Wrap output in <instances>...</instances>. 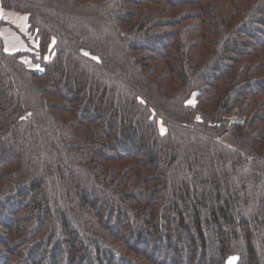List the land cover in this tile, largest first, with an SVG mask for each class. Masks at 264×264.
Listing matches in <instances>:
<instances>
[{"label": "trees", "instance_id": "obj_1", "mask_svg": "<svg viewBox=\"0 0 264 264\" xmlns=\"http://www.w3.org/2000/svg\"><path fill=\"white\" fill-rule=\"evenodd\" d=\"M0 3V264H264V0Z\"/></svg>", "mask_w": 264, "mask_h": 264}, {"label": "crops", "instance_id": "obj_2", "mask_svg": "<svg viewBox=\"0 0 264 264\" xmlns=\"http://www.w3.org/2000/svg\"><path fill=\"white\" fill-rule=\"evenodd\" d=\"M0 20L5 23L7 21L9 22L0 29L5 49H9L12 52L22 50L24 43L22 36L26 37L25 35H27V16L25 14L22 15L17 12L8 11L0 3Z\"/></svg>", "mask_w": 264, "mask_h": 264}, {"label": "rangeland", "instance_id": "obj_3", "mask_svg": "<svg viewBox=\"0 0 264 264\" xmlns=\"http://www.w3.org/2000/svg\"><path fill=\"white\" fill-rule=\"evenodd\" d=\"M8 11L16 12L14 10H8ZM17 13H19V12H17ZM8 23L9 22L7 21L6 24H8ZM25 36H26L25 38L29 41V43L34 46L35 43L33 42V38L28 33ZM27 49H28V47H27L26 43H23V48H22V50H19V51H24V50L27 51ZM7 50H9V49H7ZM9 52H12V51L9 50ZM26 63L28 64L29 67L34 68V66L28 60H26ZM235 262H236V257H230V258L227 259V261L225 262V264H235Z\"/></svg>", "mask_w": 264, "mask_h": 264}]
</instances>
